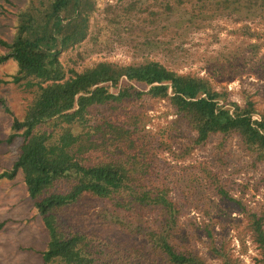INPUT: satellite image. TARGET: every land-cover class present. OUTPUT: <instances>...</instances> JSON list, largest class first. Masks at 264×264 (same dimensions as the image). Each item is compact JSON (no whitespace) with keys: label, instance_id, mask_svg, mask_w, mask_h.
<instances>
[{"label":"rangeland","instance_id":"374dc122","mask_svg":"<svg viewBox=\"0 0 264 264\" xmlns=\"http://www.w3.org/2000/svg\"><path fill=\"white\" fill-rule=\"evenodd\" d=\"M27 1L0 0V35L5 39L13 36L17 12ZM132 1L136 4L129 17L110 21ZM263 34L264 0H96L87 37L62 50L60 58L66 67L76 68L102 59L120 64L159 60L178 72L207 79L214 88L226 91V99L243 104L249 94L257 117L264 114ZM250 43L258 44L253 53ZM7 51L0 44V54ZM16 70L13 58L0 61V137L8 135L12 116L21 118L32 98L30 89L9 81ZM126 80L123 77L121 82ZM132 83L148 88L143 82ZM118 105L116 112L125 123H135L136 135L149 148L155 180H165L169 195L181 206L173 243L194 251L208 264H264L248 216L249 210L264 213V159L236 132L217 131L195 142L196 130L168 98L145 93L124 97ZM111 111L99 104L87 116L95 121ZM21 139L0 142V169L12 167ZM220 186L228 195L219 191ZM104 205L109 206L102 198L85 194L64 205L59 219L68 231L93 232L103 245L124 249L131 262H148L147 235L126 223L100 222L98 211ZM120 212L133 224L157 225L155 210ZM3 219L7 220L0 227V264H43L41 250L48 233L21 170L12 178L0 176ZM108 253L105 250L94 264H107L105 256L113 254Z\"/></svg>","mask_w":264,"mask_h":264},{"label":"trees","instance_id":"16d2710c","mask_svg":"<svg viewBox=\"0 0 264 264\" xmlns=\"http://www.w3.org/2000/svg\"><path fill=\"white\" fill-rule=\"evenodd\" d=\"M135 4L123 5V12L114 13L110 21L129 17ZM95 8L96 0H28L17 12L11 39L0 35V44L8 50L0 54V61L11 57L17 63L9 81L32 91L23 116H12L10 132L3 139L22 138L12 167L0 176L23 172L48 233L41 250L43 264H94L105 250L113 253L105 256L107 264H140L131 262L124 249L103 245L95 233L68 231L63 225L59 211L85 194L109 204L100 207V222L126 223L147 235L150 248L144 264H208L194 251L173 243L181 206L169 195L168 183L155 180L149 148L136 135L135 123H125L116 112L118 103L145 93L168 98L196 130L195 142L217 131L236 132L259 159H264V114L253 116L257 108L249 94L243 104L226 99V91L214 88L207 79L178 72L155 59L127 64L102 59L81 68L66 67L60 53L87 37ZM249 45L255 52L258 44ZM133 81L148 88L140 89ZM99 104L111 113L89 121L87 114ZM219 191L228 195L222 186ZM120 210L138 214L155 210L157 225L133 224L124 220ZM248 216L264 260V213L249 210ZM6 220L0 221V227Z\"/></svg>","mask_w":264,"mask_h":264},{"label":"crops","instance_id":"0c3cea01","mask_svg":"<svg viewBox=\"0 0 264 264\" xmlns=\"http://www.w3.org/2000/svg\"><path fill=\"white\" fill-rule=\"evenodd\" d=\"M2 138V141H4L3 140V138H5V137H1ZM1 166V165H0ZM10 167V166H9ZM3 168H4V166L2 165V168L0 169V172H2L3 171ZM12 178V177H11Z\"/></svg>","mask_w":264,"mask_h":264}]
</instances>
